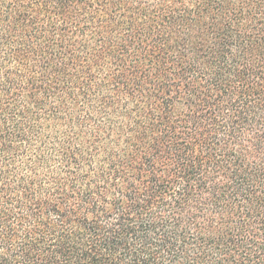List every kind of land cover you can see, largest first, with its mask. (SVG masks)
Masks as SVG:
<instances>
[{
  "label": "trees",
  "instance_id": "obj_1",
  "mask_svg": "<svg viewBox=\"0 0 264 264\" xmlns=\"http://www.w3.org/2000/svg\"><path fill=\"white\" fill-rule=\"evenodd\" d=\"M0 264H264V0H0Z\"/></svg>",
  "mask_w": 264,
  "mask_h": 264
}]
</instances>
